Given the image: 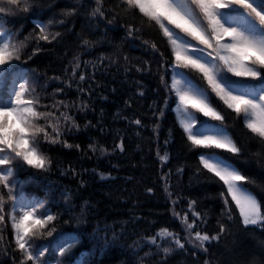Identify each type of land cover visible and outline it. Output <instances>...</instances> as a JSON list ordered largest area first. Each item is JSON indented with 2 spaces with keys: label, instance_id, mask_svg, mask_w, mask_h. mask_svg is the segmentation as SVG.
Returning <instances> with one entry per match:
<instances>
[{
  "label": "snow or ice",
  "instance_id": "obj_1",
  "mask_svg": "<svg viewBox=\"0 0 264 264\" xmlns=\"http://www.w3.org/2000/svg\"><path fill=\"white\" fill-rule=\"evenodd\" d=\"M43 7V0H0V13L9 15ZM80 15L87 20L84 30L93 36L96 32L91 25L95 24L99 31L101 24L109 29L116 21L124 32L123 42L129 48L139 43L149 58L129 57L120 44L111 53L102 52L96 57L99 64L74 57L65 66L63 79L50 78L58 82L52 93L41 97L37 88L47 92L52 83L40 85L42 77L26 66L31 56L25 55V42L0 25V255L9 257L0 264H71L73 249L81 242L83 230L77 227L69 231L63 226L84 224L93 210L80 195L87 179L69 166L59 174L79 176L75 191L49 182L26 195L22 189L25 181L19 177L27 172L30 181L36 177L48 181L56 168L47 154L53 150L51 146L81 148L66 139L79 130L78 119L84 120L86 129L98 128L100 133L104 132L98 119L96 123L86 119L90 110L87 101L93 93L95 73L103 74L109 65H115L118 71L123 66L126 74L132 69L140 74V79L133 81L137 99L147 100L149 94L155 97L147 104L144 118L125 117L130 126L136 127V135L151 127L150 138L155 136L158 142L162 118L174 112L173 124L178 120L186 146L212 150L195 153L196 173L205 171L221 185L222 203L214 234L206 227L207 211L199 207L196 199H188L182 215L171 209L173 217L180 220L179 232L161 227L147 237L149 243L145 246L154 249L145 254L152 257L151 264H168V254L176 250L194 257L198 252L207 253L212 241L219 240L221 234L236 225H242L244 231L249 226L264 230V183H257L255 177L245 174L232 161V158L247 161L264 153V0H74L47 22L35 23L37 39L50 43L61 40V31L49 29L67 28ZM71 31L75 32L74 27ZM76 35L82 55H91L93 50H98L94 45L102 42L99 39L90 42L83 33ZM102 35L106 36V32ZM108 47H112L111 41ZM31 50L35 53L39 48ZM88 63H92L91 75L80 70L82 66L86 69ZM30 84L35 85L31 90ZM73 86L79 104L75 100L56 99L67 96ZM42 99L49 102L41 104ZM131 102L124 100L129 107ZM78 113L83 115L78 117ZM237 123L246 130L240 138L234 131ZM253 142L256 152H252ZM164 145L167 147H157V158L169 168L160 177L168 191L172 171L167 138ZM88 150L93 154L97 150L101 154L116 150L124 153V137L119 136V142L114 139L110 150L98 140L89 142L84 151ZM225 153L230 157L225 158ZM257 163L264 171V160ZM30 169L40 171L30 172ZM184 170L181 165L176 168V174ZM100 175L104 177V173ZM147 191L153 189L149 187ZM57 194L63 204L56 200ZM169 199L173 205L184 202L179 195L175 199L170 195ZM57 224L61 227L57 228ZM98 231L94 230L93 239ZM38 235L49 239L38 244L34 239ZM204 264L209 261L205 260Z\"/></svg>",
  "mask_w": 264,
  "mask_h": 264
},
{
  "label": "trees",
  "instance_id": "obj_2",
  "mask_svg": "<svg viewBox=\"0 0 264 264\" xmlns=\"http://www.w3.org/2000/svg\"><path fill=\"white\" fill-rule=\"evenodd\" d=\"M43 3L44 7L35 11L17 15L0 13V25L10 29L16 34L18 40L25 42L27 50L25 55L31 56V59L26 60V66L34 69L42 77L40 85L52 83V87L47 88V92L37 88L41 97L52 93L58 82H53L50 78L58 76L63 79L64 68L74 57L99 64L100 62L95 60L96 57L102 52L111 53L115 45L120 44L123 52L129 57L149 58L139 43L129 48L123 42L124 32L116 21H113L109 29H105L101 24L99 31H96L95 24L91 25L92 31L96 32L93 36L84 30L87 20L83 15L74 18L67 28L52 27L49 29L52 32L61 31L63 33L61 40L52 43L38 40L36 37L38 29H35V23L38 20L47 22L66 6L73 4L74 0H43ZM73 27L75 32L71 31ZM105 32L106 36H103ZM76 33H83L84 39L90 42L101 40V43L94 45L98 50H93L91 55H82L80 39ZM109 41L112 47H108ZM33 47H38L39 50L33 53L31 50ZM122 63L121 61V65ZM80 70L91 75L92 63H88L86 69L82 66ZM137 79H140L139 73L132 69L126 74L123 66L119 71L115 65H109V69H106L103 74L96 72L93 93L91 99L87 101L90 110L86 119L92 120L93 123H96L98 119L104 127V132L100 133L98 128L86 129L84 120L78 119L79 130L66 139L68 143L79 144L81 148L69 149L59 144L51 146L53 150L47 154L52 158L56 168L53 169L48 181L41 177L30 181L27 172L21 173L19 177L25 181L22 189L26 195L32 194L34 188H42L49 182L58 184L60 187H69L75 191L79 176L59 174L61 169H67L69 166L75 168L78 174H82L87 179L86 188L81 191L80 195L84 200H88L93 210L87 214L88 218L84 224L63 226L69 231H74L77 227L83 230L80 236L81 242L73 249L71 264H151L152 257L145 254L151 253L154 249L145 246L149 243L147 237L155 234L161 227H168L170 230L179 232L180 220L173 217L171 209L175 208V211L182 215L181 210H186L188 199H196L199 207L207 211L206 227L210 234H214L217 229L216 218L222 203L219 197L221 185L210 179V174L205 171L196 173L198 155L195 153L207 150L186 146V138L181 137L182 129L178 120L175 125L173 124L176 120L174 112L167 113L166 119L162 118L158 142L155 136L150 138L151 127L137 136L136 127L130 126L128 120L125 119V117L134 119L137 116L144 118L147 113V104L155 99L151 94L147 100L136 98L133 81ZM152 86H156L155 80L152 81ZM32 87L35 85L30 84V90ZM56 99L75 100L79 104L74 86L67 96L56 97ZM125 99L132 101L130 107L124 104ZM48 102L47 99L41 100V104ZM77 115L79 117L83 114L78 113ZM234 131L240 138L242 132L246 130L237 123ZM118 133L119 136L124 137V153H120L119 150L103 154L99 150L95 154L91 150L84 151L89 142L97 140L100 145L110 150L114 139L119 142ZM166 138L170 145L167 150L171 159L172 171L168 191H165L164 181L160 177L168 172L169 168L162 165L157 158V147L162 149L167 147L164 145ZM256 150L257 146L253 142L252 152ZM229 157L230 154L225 153V158ZM258 160H264V153L250 157L247 161L244 158L238 160L232 158L233 163L245 174L255 177L257 183H264V171L257 163ZM181 165L185 170L177 175L176 168ZM25 168L28 166L25 165ZM37 171L40 170L30 169V172ZM101 173H104L103 178H101ZM149 187L153 189L152 192L147 191ZM253 190L259 192V189ZM170 195L173 199L179 195L184 202L173 205L169 199ZM56 200L63 204L58 194ZM80 203L82 204L83 200ZM7 204L8 202L5 201L6 206ZM6 210L10 211L7 207ZM53 211L63 212L64 209L53 208ZM76 211L78 213L79 208ZM59 227L61 225L57 224V228ZM97 229L99 230L95 233L97 238L93 239L94 230ZM34 239L39 244L49 238L38 235ZM211 243L212 247L207 253L198 252L195 257L188 252L173 251L167 256L168 264H194V261L197 264H204L205 260L209 261V264H264V230L258 226H249V230L244 231L242 225H236L230 231L221 234L219 240ZM188 247L190 248L191 245ZM163 255L161 249V256ZM6 259L9 257L0 255V261Z\"/></svg>",
  "mask_w": 264,
  "mask_h": 264
}]
</instances>
